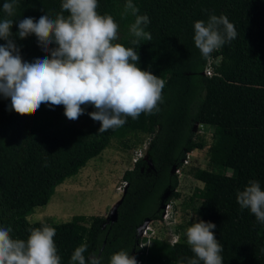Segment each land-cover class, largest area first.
Returning <instances> with one entry per match:
<instances>
[{
    "label": "trees",
    "instance_id": "obj_1",
    "mask_svg": "<svg viewBox=\"0 0 264 264\" xmlns=\"http://www.w3.org/2000/svg\"><path fill=\"white\" fill-rule=\"evenodd\" d=\"M0 0V19L6 18ZM126 0H98L100 14H110L119 24L118 43L133 47L138 66L165 81L159 111L138 119L127 118L124 126L98 133L99 122L87 113L78 120L60 123L64 107L43 105L34 116L10 111V99L0 96V226L11 227L14 238L27 239L30 229L43 225L56 229L54 237L61 264H70L74 250L87 245L86 260L108 264L121 250L140 264H187L194 254L186 242L171 243L155 237L140 247L139 228L147 221L163 220L165 204L181 199L180 176L173 173L189 153L204 150L205 138L196 126L215 128L207 157L212 170L198 169L195 179L202 200L196 219L216 225L223 264H264V224L249 210L241 209L236 194L250 180L264 190V0H133L139 15H147L145 28L151 41L130 43L128 25L134 17L121 19ZM62 0H19L12 33L24 61L43 58L35 35L19 39L18 22L61 12ZM210 15L226 16L237 37L214 51L209 59L194 44V22ZM6 41L0 39V45ZM207 68L213 74L205 75ZM84 122L87 127L76 123ZM148 134L150 163L135 161L123 175L126 187L117 209V220L96 217L90 226L75 222H32L36 207L48 205L58 186L77 176L98 158L112 141L127 147L132 137ZM192 197L181 202L191 207ZM177 208L176 205L174 207ZM173 209V207H172ZM172 212H176L174 209ZM194 223V222H193ZM174 228V227H173ZM170 232L177 233L178 228ZM184 238V237H183ZM202 264V262H201Z\"/></svg>",
    "mask_w": 264,
    "mask_h": 264
},
{
    "label": "clouds",
    "instance_id": "obj_2",
    "mask_svg": "<svg viewBox=\"0 0 264 264\" xmlns=\"http://www.w3.org/2000/svg\"><path fill=\"white\" fill-rule=\"evenodd\" d=\"M18 3L6 0L2 5L6 18L0 19V39L6 41L0 45V96L10 99V111L34 116L43 105H62L65 117L76 121L85 114L86 106H92L95 110L87 114L99 122L98 133L124 126L129 117L135 120L141 114L159 111L165 81L138 66L140 56L133 47L117 42L119 24L112 15L98 12V0H62L61 12L55 18L46 14L38 20H19L16 36L23 40L35 35L46 53L32 62L23 60L13 38L15 21L11 17ZM138 13L133 0H126L121 19L134 17L128 25L132 45L152 39L145 30L149 17ZM236 37L235 26L226 16L210 15L206 22H194V44L205 59ZM236 199L241 209L249 210L264 224V190L258 181L250 180ZM215 228L214 223L197 218L186 229V243L194 254L187 264H223V248L215 238ZM29 231L27 239H19L13 237L10 226H0V264H61L54 241L56 229L43 225ZM175 242L173 238L171 243ZM87 250L86 244L77 247L70 264H100L96 259L86 260ZM108 264L138 262L121 250L110 256Z\"/></svg>",
    "mask_w": 264,
    "mask_h": 264
},
{
    "label": "rangeland",
    "instance_id": "obj_3",
    "mask_svg": "<svg viewBox=\"0 0 264 264\" xmlns=\"http://www.w3.org/2000/svg\"><path fill=\"white\" fill-rule=\"evenodd\" d=\"M56 121L70 122L66 117ZM76 124L87 127L84 122ZM196 130L198 135L205 138L207 146L204 150L190 153L189 163L181 173H177L181 180L178 191L182 196L172 204L176 212L171 211L168 218L165 215L162 224L149 223L152 224L151 234L159 239L171 236V240L175 238V241L186 242V229L196 222V209L202 202L198 189L202 188L203 184L195 179L194 174L198 169H213L207 157V150L213 141L215 128L198 124ZM150 139V135L140 134L126 142L127 147H124L123 142L112 141L109 147L98 158L91 160L77 176L58 186L48 205L36 207L27 219L49 223L75 221L88 226L99 216L110 219L113 208L122 199L123 175L133 168L135 161L141 158L139 155L143 156L142 158L146 156ZM189 197H192L193 201L191 207L184 212L181 202ZM173 227L178 228L176 234L170 232Z\"/></svg>",
    "mask_w": 264,
    "mask_h": 264
},
{
    "label": "built area",
    "instance_id": "obj_4",
    "mask_svg": "<svg viewBox=\"0 0 264 264\" xmlns=\"http://www.w3.org/2000/svg\"><path fill=\"white\" fill-rule=\"evenodd\" d=\"M212 74H213V70H212L211 68H207L206 71H205V75L210 76V75H212ZM139 157L142 158L143 156L139 155ZM188 163H189V156H188L186 159L183 160L182 165H181L180 167L176 168L175 172H176V173H181V171L187 166ZM125 187H126V183H124V186H123V190H122V192H124ZM167 206H168V207H167ZM167 206H166V207H167V214H166V212H165L164 217H165V215H166V217L168 218V215H169L170 212L172 211V207H171L170 204H168ZM165 211H166V209H165ZM162 221H163V220H162ZM162 221H159V223L162 224ZM151 222H153V221H151ZM151 222H150V223H151ZM151 229H152V224H150V225L148 224V225L143 229V231H142V233H141L140 235H141V238H142V239H143V238H144V239H147V242H143V243L140 245V247H144V245H150L152 239L156 237V236H154V235L151 234ZM137 262H138V261H137ZM138 264H140V262H139Z\"/></svg>",
    "mask_w": 264,
    "mask_h": 264
},
{
    "label": "water",
    "instance_id": "obj_5",
    "mask_svg": "<svg viewBox=\"0 0 264 264\" xmlns=\"http://www.w3.org/2000/svg\"><path fill=\"white\" fill-rule=\"evenodd\" d=\"M143 159L146 160V161H148L149 164H151V163H150V160L148 159L147 156H145ZM175 170H176V167L173 168L172 172L174 173ZM120 202H121V200L117 203V205L113 208V210H112V212H111V215H110L111 218H110V220L113 221V222H115V221L117 220V209H118V206H119ZM165 207H166L165 205L162 206L163 209H164ZM150 221H151V220H147V221H146V222H145V223L139 228V233H140V234L142 233L143 229H144V228L150 223Z\"/></svg>",
    "mask_w": 264,
    "mask_h": 264
}]
</instances>
